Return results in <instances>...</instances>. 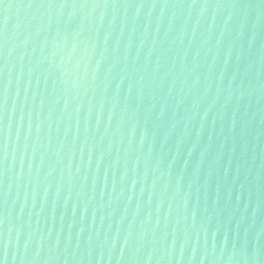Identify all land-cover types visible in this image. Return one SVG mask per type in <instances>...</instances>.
Returning a JSON list of instances; mask_svg holds the SVG:
<instances>
[{"label":"water","instance_id":"water-1","mask_svg":"<svg viewBox=\"0 0 264 264\" xmlns=\"http://www.w3.org/2000/svg\"><path fill=\"white\" fill-rule=\"evenodd\" d=\"M2 264H264V0H0Z\"/></svg>","mask_w":264,"mask_h":264},{"label":"snow or ice","instance_id":"snow-or-ice-1","mask_svg":"<svg viewBox=\"0 0 264 264\" xmlns=\"http://www.w3.org/2000/svg\"><path fill=\"white\" fill-rule=\"evenodd\" d=\"M0 264H2V262H0Z\"/></svg>","mask_w":264,"mask_h":264}]
</instances>
